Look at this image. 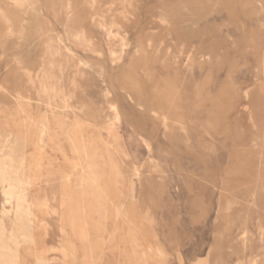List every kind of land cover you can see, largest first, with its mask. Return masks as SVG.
<instances>
[{"label": "rangeland", "instance_id": "1", "mask_svg": "<svg viewBox=\"0 0 264 264\" xmlns=\"http://www.w3.org/2000/svg\"><path fill=\"white\" fill-rule=\"evenodd\" d=\"M1 1L0 264H264V0H127L134 12L124 17L106 9L111 0H39L43 15L35 18L13 0ZM162 15L168 26L158 21ZM37 21L45 28L30 27V41H21L19 30ZM72 31L85 47L72 43ZM57 47L56 57L46 55ZM170 51L176 65L167 61ZM54 68L73 88L72 108L61 119L73 140L79 132L85 139L82 167L93 181L85 193L77 172L67 169L75 145L62 134L45 138L42 157L32 142L18 168L4 157L17 137L4 128L6 117L19 119L18 105L37 98L34 75ZM167 82L187 131L166 132L154 115L155 87ZM248 91L257 95L255 123L246 112ZM33 108V121L45 114L53 121L46 104ZM73 111L82 115L81 131ZM38 128L31 130L34 142ZM55 143L69 158L52 150ZM31 150L43 160L36 172ZM100 188L107 198L93 207ZM70 198L86 211L69 207ZM131 206L136 210L123 218ZM79 218L88 222L83 231Z\"/></svg>", "mask_w": 264, "mask_h": 264}, {"label": "bare ground", "instance_id": "2", "mask_svg": "<svg viewBox=\"0 0 264 264\" xmlns=\"http://www.w3.org/2000/svg\"><path fill=\"white\" fill-rule=\"evenodd\" d=\"M19 3V2H17ZM111 4L107 6V10L108 11H115L117 12L118 15L120 16H126V15H131L133 12H134V9L131 7V5H129L128 1L127 0H111L110 2ZM193 3V2H192ZM23 4V3H22ZM26 6V5H25ZM228 7V6H227ZM120 9V10H119ZM225 9V8H224ZM155 11V10H154ZM153 11V12H154ZM244 14V13H243ZM246 14V13H245ZM102 15V13H101ZM1 18H3V20L5 19V15H0ZM238 16V15H237ZM248 16V15H247ZM5 21V20H4ZM162 25H166L168 26L169 25V21L167 19V16L165 15H162L160 17V19L158 20ZM8 20H6L5 23H7ZM9 23V22H8ZM7 23V24H8ZM160 24V25H161ZM103 25H104V29L106 31L109 30V24L104 22L103 21ZM205 26V25H204ZM165 27V26H164ZM162 28V27H161ZM166 28V27H165ZM22 29V28H21ZM164 30V29H162ZM21 32V31H20ZM163 32V31H162ZM11 33V32H10ZM79 31H72V43L75 44L77 47H85L84 46V43L83 42H80L79 41ZM163 34V33H162ZM34 35V33H33ZM17 36L18 38L20 37L19 33H17ZM23 37L24 39H27L30 41L31 37L30 35L25 32L23 34ZM121 37V36H120ZM35 39V37H33ZM23 39V38H22ZM18 40V39H17ZM22 41V40H21ZM127 41V40H126ZM19 42V41H18ZM24 42V41H23ZM26 43V42H25ZM127 43V42H126ZM161 44V43H160ZM159 44V47H157L155 50L157 53H159L161 50H159V48H161ZM163 45V44H162ZM122 46V45H121ZM121 48V47H120ZM124 48V47H123ZM58 50H59V47H57V50H54V51H50V49H46L44 50L46 55H48V57H50V55L56 57L58 55ZM125 50V49H124ZM120 51V50H119ZM30 53V52H29ZM69 53V52H67ZM123 53V52H122ZM18 54V53H17ZM124 54V53H123ZM114 57V60H120L121 59V53H115V55H113ZM31 59V58H30ZM31 61V60H30ZM167 61L172 64V65H176V61H177V56L174 52H169L167 54ZM40 65V64H39ZM38 73V72H37ZM18 74V73H17ZM28 74V73H26ZM39 74V73H38ZM42 74V75H41ZM40 75H34L33 79L31 82H33V84L36 85V88H37V98L35 99L34 102H32L31 105H26V106H20L18 105V108H19V111H18V115H19V119L17 118H11V117H6V127L4 128H7L10 127L12 130H16V139L15 141L13 142V144L11 146L8 147L7 151H5V159L9 162H13L15 163V165H17L16 167L18 168V165L19 163H23V161H25V157H26V154H27V150L28 148L31 146L32 142L35 144V147L36 149L38 150V154L42 157L44 156L45 154V149L47 148V145L45 144V138H49V141H54L57 134H62L63 136H65V142L66 144H72L71 142L73 141L74 145H75V150H74V157H73V160H71L69 163V167L67 169L69 170H75L77 172V177L76 178V185H77V188L85 193L86 192V189L89 188L90 186H92L93 184V181L91 180L92 179V172L91 171H86L83 167H82V161L85 159L84 157V154L87 153V147H86V143H85V139H84V136L82 135L81 132H79L75 139L73 140L69 133H67L66 131L69 130V122L67 121H64L61 119V111H63L64 109L66 108H72L71 107V100L69 99V97L71 96L70 94V91L73 89L69 84H68V79L65 78L63 76V78H57L56 74H57V69L54 68V69H51L50 71H43ZM28 83V82H27ZM3 87V86H2ZM1 87V88H2ZM7 88V87H6ZM34 88V87H33ZM34 92V91H33ZM6 94V92H5ZM10 94V93H9ZM75 97V96H74ZM247 98V97H246ZM27 101V100H25ZM161 103V102H160ZM158 103V104H160ZM43 104H46L48 106L47 109H51L52 112H53V121L51 122L48 118H47V115H42V119L40 121H37L38 119H36V121H33L32 117H31V112L32 111V108L33 107H38L43 105ZM52 106V107H50ZM163 106V105H162ZM34 109V108H33ZM34 113V112H33ZM73 114L75 115V121H74V124L76 126V129H78L79 131H81L82 129V120L83 118L81 117L82 115L76 111H73ZM34 115V114H33ZM38 116H40L38 114ZM115 117H117L116 113L114 115ZM35 120V119H34ZM159 120L164 124V126L167 128V129H170V121L169 119L163 115V114H159ZM2 126V125H1ZM36 126L38 128V131L37 132H40V137H38V140H36L35 142L33 141V135L31 134V130L33 129H36ZM9 128V129H10ZM111 128H114V125H111ZM36 131V130H35ZM34 131V132H35ZM5 132V131H4ZM67 134H66V133ZM3 133V132H2ZM5 134V133H4ZM38 134V133H37ZM7 135V134H5ZM36 137V136H35ZM11 138V137H10ZM3 139V138H2ZM169 139V138H168ZM10 140V139H9ZM5 141V140H4ZM7 142V141H6ZM5 142V143H6ZM10 142V141H9ZM8 142V143H9ZM7 144V143H6ZM4 144V145H6ZM34 144H33V147H34ZM2 147V146H1ZM0 147V149H1ZM7 147V146H5ZM31 146V148H33ZM4 148V147H3ZM52 150L54 152H56L57 154H59L60 156L64 157V159H67L69 158L68 157V151L67 149L64 148V146H61L59 145L58 143H55V144H52ZM34 149V148H33ZM30 150V149H29ZM36 150V151H37ZM2 151V150H0ZM33 151V150H31ZM34 153V154H33ZM33 153L31 154V156H33V158H35L34 160L32 159V157L30 156V159L34 162L35 166H34V169H35V172L36 171H39L41 169V164L43 163V160L41 159V157L36 156L35 154V151H33ZM27 157H28V154H27ZM232 160V159H231ZM29 162V161H28ZM32 163V162H31ZM2 164V163H1ZM30 164V163H29ZM28 164V165H29ZM30 166V165H29ZM33 166H32V169H33ZM31 168V167H30ZM7 171V170H6ZM20 171V170H19ZM137 171V170H136ZM64 172V171H63ZM9 173V172H7ZM34 173V172H32ZM139 174V173H137ZM1 175V174H0ZM25 175V174H24ZM4 176V175H3ZM69 176V173H66V176L65 177H68ZM2 177V176H1ZM112 178H114V175L112 176ZM32 180H34L33 178H31ZM7 180V179H6ZM9 180V178H8ZM11 180V178H10ZM9 180V181H10ZM5 181V179H4ZM1 184V183H0ZM61 186V185H60ZM21 187V185H20ZM22 188V187H21ZM73 191V189H72ZM50 193V192H49ZM56 193V192H55ZM59 194L63 197L67 196L68 194V190L67 189H62L59 191ZM95 195L97 197H94L92 198L93 200H91V206L95 207L96 206V203L95 201L97 202L98 200H100V204L99 206L102 207V202L104 200V198H107L105 197L106 193L103 189H98L97 192L95 193ZM44 197V196H43ZM47 197V195H46ZM30 198V197H29ZM58 198V197H57ZM89 198V197H88ZM56 199V198H55ZM109 199V202L111 204V206L114 205V194L111 193V197H108ZM74 200V199H73ZM72 198L69 199V207H71L74 203V205H77L81 210L83 208V210H85L86 208L82 207L81 204H79V200L78 199H75L74 202H73ZM39 201V200H38ZM8 202V201H7ZM6 202V203H7ZM22 203V201H21ZM40 203V202H39ZM36 204V203H35ZM67 204V203H66ZM47 205V204H46ZM57 205V204H56ZM167 205V204H166ZM67 205H65L66 207ZM35 209L36 207H38L39 209V205H34ZM43 207V205H42ZM97 208V207H96ZM42 209V208H41ZM49 209V208H48ZM37 210V209H36ZM45 210V209H44ZM93 210V209H92ZM136 210V206H131L130 208L129 207H126V210H125V214H124V217L125 218L127 216V214L130 212H134ZM40 211V210H39ZM67 211H68V208H67ZM70 211V210H69ZM86 211V210H85ZM115 211L116 209H113L112 207V215H114V217H117V214H115ZM46 212V211H44ZM50 214V213H49ZM52 215V214H51ZM76 215V213H75ZM31 217V216H30ZM63 217V216H61ZM66 217V216H65ZM94 217V216H92ZM25 219V218H24ZM66 219V218H65ZM70 219V218H69ZM75 220V219H73ZM69 221V220H68ZM73 222V221H72ZM116 222V221H115ZM62 224V223H61ZM74 224V223H73ZM87 220L85 218H79L76 222V228L79 229V230H85V228H87ZM72 225V224H71ZM62 226H64L62 224ZM73 226V225H72ZM217 226V225H216ZM2 227V226H1ZM0 227V228H1ZM116 227V226H115ZM42 228V227H41ZM37 229V227H36ZM62 229V228H61ZM64 229V228H63ZM62 229V231H63ZM82 230V231H83ZM224 230V229H223ZM66 231V230H65ZM75 231V230H74ZM225 231V230H224ZM0 232L2 233V231L0 230ZM61 232V231H60ZM77 232H79L77 230ZM247 232V230L245 231ZM64 233V232H63ZM75 233V232H73ZM222 233V232H221ZM62 234V233H61ZM76 234V233H75ZM80 234V233H79ZM63 235V234H62ZM78 235V234H77ZM76 235V236H77ZM64 236V235H63ZM222 236V234H220V237ZM1 237V236H0ZM44 237V236H43ZM54 237V236H53ZM80 237V236H79ZM79 237H77L79 239ZM76 238V240H77ZM14 241V240H13ZM54 241V240H53ZM68 241V240H67ZM242 241H243V244L242 246L244 247L245 246V243L247 241V238L243 236L242 238ZM15 242V241H14ZM19 242V241H18ZM57 242V241H56ZM80 242V241H79ZM38 243V242H37ZM36 243V244H37ZM236 243V242H235ZM13 244V243H12ZM91 244V243H90ZM1 245V244H0ZM14 245V244H13ZM41 244H39L40 246ZM37 246V245H36ZM61 246V245H60ZM71 246V245H70ZM89 246V245H88ZM3 247V246H2ZM15 249H16V246H14ZM62 247V246H61ZM8 248V246H7ZM59 248V247H58ZM58 248H55V249H58ZM64 248V247H63ZM69 248V247H68ZM230 248V247H229ZM39 249V248H38ZM37 249V251H38ZM50 249V248H49ZM231 249V248H230ZM21 251L20 249H17V251ZM36 250V249H35ZM48 250V249H47ZM51 250V249H50ZM58 250H62L61 248L58 249ZM72 250H74V248L72 247ZM52 251V250H51ZM55 251V250H54ZM57 251V250H56ZM97 251V250H96ZM230 251V250H229ZM9 252H11L9 250ZM33 252V251H32ZM40 252V251H39ZM46 252V251H45ZM59 252V251H58ZM62 252H65V251H62ZM1 253V252H0ZM8 253V252H7ZM6 253V254H7ZM36 253V252H35ZM43 253V252H42ZM51 253V252H50ZM55 253V252H54ZM11 255L13 254L10 253ZM28 254V253H27ZM34 254V253H33ZM46 254V253H45ZM63 254V253H61ZM60 252H59V255L61 256ZM3 255V254H2ZM5 255V254H4ZM8 255V254H7ZM10 255V256H11ZM38 255V254H36ZM47 255V254H46ZM13 256V255H12ZM35 257V254L33 255ZM64 256V255H62ZM157 256V255H156ZM155 256V257H156ZM6 257V255H5ZM17 257V256H16ZM46 257V256H44ZM42 256V258H44ZM57 257V255H56ZM37 258V257H35ZM41 258V257H40ZM51 258V257H50ZM55 258V257H54ZM65 258V257H64ZM3 259V257H2ZM5 260V259H4ZM43 260H47L46 258L43 259ZM53 260V258H52ZM57 260V259H56ZM54 259V261H56ZM82 260V259H81ZM87 260L91 261L92 260V252L89 253V255L87 256ZM17 261V260H16ZM42 261V260H41ZM217 261V260H216ZM2 262V261H1ZM20 261H18L19 263ZM40 262V260H39ZM38 262V264H39ZM53 263V261H50L49 263ZM134 262V261H133ZM12 263V262H11ZM10 263V264H11ZM16 263V264H18ZM43 263V262H42ZM41 263V264H42ZM64 263V262H63ZM7 264V263H5ZM13 264V263H12ZM20 264H23V263H20ZM48 264V262H47ZM215 264V263H214ZM217 264V263H216ZM247 264H259L257 260H250Z\"/></svg>", "mask_w": 264, "mask_h": 264}, {"label": "crops", "instance_id": "3", "mask_svg": "<svg viewBox=\"0 0 264 264\" xmlns=\"http://www.w3.org/2000/svg\"><path fill=\"white\" fill-rule=\"evenodd\" d=\"M13 1H14L15 7L19 8V10L20 9L25 10V12L28 11L27 14L28 15H34V18L38 17V15H43V13L41 12L39 0H13ZM17 2H19V3H17ZM6 6H7L6 1L0 2V15H7ZM66 8H67V10H70L71 5L68 3ZM19 15H21V14L19 13ZM30 27H36V30H38V28L44 29L45 25L43 23L38 22V21L36 22V24L32 23V22L28 23L24 28L19 30V35H20L21 40H22V38L24 39L23 34H24L25 30H29ZM203 59L209 63L212 62L211 56H205ZM177 66H179V65H177ZM174 91H175V89H174V87H172L170 85V82H167L165 84V88H163V89H160L158 86L155 87L154 99L156 102V104H155L156 107H155L154 115L156 116L158 122L164 127L166 132H175L176 130L187 131V122H186V119H185L181 109L175 103L176 98H175ZM243 96L245 99H250L252 101V106L246 112L250 117V121L254 122L255 121L254 120V114L256 112L255 103L257 101L256 92L248 91V92L244 93ZM158 103H160V104H158ZM159 114H163L169 119L170 129H167L164 126V124L159 120ZM256 139L261 140L260 137H257ZM259 156L263 159L264 158V151L260 152ZM262 163H264L263 160H262ZM257 197H258V191L253 193V198H254L253 200L256 201Z\"/></svg>", "mask_w": 264, "mask_h": 264}]
</instances>
